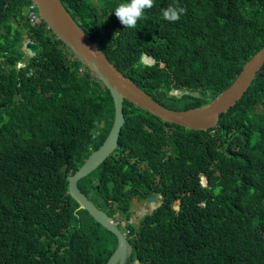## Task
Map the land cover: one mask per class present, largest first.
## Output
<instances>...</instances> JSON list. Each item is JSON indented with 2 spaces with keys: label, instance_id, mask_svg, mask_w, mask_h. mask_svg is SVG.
<instances>
[{
  "label": "trees",
  "instance_id": "16d2710c",
  "mask_svg": "<svg viewBox=\"0 0 264 264\" xmlns=\"http://www.w3.org/2000/svg\"><path fill=\"white\" fill-rule=\"evenodd\" d=\"M62 1L119 70L172 109L213 100L264 47V0H154L131 29L112 12L127 0ZM21 4L5 0L0 19V264H107L118 239L79 209L69 176L107 138L114 99L46 23L26 25L40 48L19 67L22 38L9 21ZM169 5L184 9L178 21L161 15ZM142 54L154 63H140ZM125 114L118 148L79 186L127 218L134 198L162 194L129 224L133 258L264 264V66L208 131L128 100Z\"/></svg>",
  "mask_w": 264,
  "mask_h": 264
},
{
  "label": "water",
  "instance_id": "95a60500",
  "mask_svg": "<svg viewBox=\"0 0 264 264\" xmlns=\"http://www.w3.org/2000/svg\"><path fill=\"white\" fill-rule=\"evenodd\" d=\"M36 3L43 20L54 31L76 57L89 69L95 77L101 80L102 87L109 89L115 103V118L113 126L104 143L94 150L78 170L69 176V193L80 206L86 210L104 228L111 231L118 238V247L107 264H126L131 257L133 245L128 236L117 222L101 207H99L79 186V181L99 168L118 148L122 129L126 123L125 101L128 100L162 120L184 126L188 129L208 131L215 128L223 113H227L243 97L257 74L264 66V47L251 57L243 67L235 81L210 102L189 108L172 109L157 101L151 94L141 88L130 77L126 76L108 58L98 44H95L82 28L81 21H77L67 9V3L62 0H31ZM97 3L99 0H95ZM102 10L100 9V12ZM104 16L101 15L102 22ZM105 31L106 27L102 26ZM30 50V51H29ZM39 44L27 41L24 52L35 55ZM23 65V64H21ZM179 97L192 95L201 97L200 91L176 89ZM106 120H102L101 127H105ZM150 196L149 201L154 202ZM99 201L104 202L100 196ZM179 203V202H178ZM176 209L179 208L177 204ZM117 219L119 216L116 217ZM138 262V261H137Z\"/></svg>",
  "mask_w": 264,
  "mask_h": 264
},
{
  "label": "clouds",
  "instance_id": "9594fccd",
  "mask_svg": "<svg viewBox=\"0 0 264 264\" xmlns=\"http://www.w3.org/2000/svg\"><path fill=\"white\" fill-rule=\"evenodd\" d=\"M31 1V0H30ZM64 3V2H63ZM31 4H35L36 7H37V10L39 12V9H38V6L36 3L34 2H30V4L28 5L27 7V14H28V17H29V12H30V6ZM154 6V0H127V2H123V3H120L118 5H116L113 9L112 12L115 13V16L117 17V19L119 20V22L125 27V28H128V29H131V28H135L136 25H137V22L138 20L143 16L144 14V10L145 9H151L152 7ZM184 12V9L181 8V7H178V6H174V5H169L168 7L166 8H163L161 9V15L163 16V18L169 22H175V21H178L180 19V16L181 14H183ZM40 14V13H39ZM41 16V14H40ZM42 18V16H41ZM31 22V21H30ZM32 23V22H31ZM43 23H46L43 18H42V22L40 25H42ZM33 24V23H32ZM47 24V23H46ZM40 25H31L32 27L34 26H40ZM48 25V24H47ZM48 28H50L48 26ZM34 41L36 42L35 40L33 39H29L27 41ZM27 41H22V45H21V50L24 52V47L26 46V42ZM38 43V42H36ZM39 44V43H38ZM23 46V48H22ZM39 48H40V45H39ZM30 51V50H29ZM25 53V57L27 58L28 57V60L30 58V55L27 54V52H24ZM38 53V52H37ZM36 53V54H37ZM35 54V55H36ZM27 60V59H26ZM140 63H143V64H146L147 66H151L152 63H154V61H152V59L150 57H145L143 54L141 55L140 57V60H139ZM23 64V65H21ZM25 63L24 62H20L19 63V67H22L24 66ZM93 152V151H92ZM96 182V181H95ZM206 182V181H204ZM83 191V190H82ZM84 192V191H83ZM85 193V192H84ZM87 194V193H86ZM88 195V194H87ZM91 199L92 197L90 195H88ZM151 196H154L155 197V200L154 202H150L149 201V198L148 199H145V200H141V199H138V198H134L132 200V205H133V201L134 200H138V201H148L149 204L153 203V204H156V208L154 210H156L162 203V194H158V195H151ZM100 197V196H99ZM102 197V196H101ZM150 197V196H149ZM103 198V197H102ZM104 199V198H103ZM99 207H101L105 212H107L116 222L117 224L119 225L120 228H122L123 232L128 236L129 240H130V229H129V224H135L134 222H132V216H130L129 218L127 217H124L122 215V212L120 210L116 211V213L114 214H110L108 210L104 209L101 205H99L94 199H92ZM104 202H105V199H104ZM103 202V203H104ZM101 203V202H100ZM178 203H176L175 205H177ZM80 207V206H79ZM132 208V207H131ZM80 209V208H79ZM152 210V212L154 211ZM152 212L150 213H147V214H151ZM147 214L143 215L146 216ZM119 216V218L117 219L116 217ZM142 217V218H143ZM122 220H124L122 222ZM137 225V224H135ZM106 229V228H105ZM115 235V234H114ZM116 236V235H115ZM118 239V238H117ZM130 242L132 243V241L130 240ZM133 245V243H132ZM118 247V245H117ZM116 247V249H117ZM115 249V250H116ZM114 250V252H115ZM114 252L112 253V255L114 254ZM111 255V256H112ZM133 249H132V253H131V257L127 260L126 264H142V261L141 259L139 258H133ZM110 259V258H109ZM109 261V260H108ZM136 261V262H135ZM138 261V262H137Z\"/></svg>",
  "mask_w": 264,
  "mask_h": 264
},
{
  "label": "flooded vegetation",
  "instance_id": "af4514ba",
  "mask_svg": "<svg viewBox=\"0 0 264 264\" xmlns=\"http://www.w3.org/2000/svg\"><path fill=\"white\" fill-rule=\"evenodd\" d=\"M19 1L22 2V4L18 7L17 13L14 14V16L10 19L9 25H13L16 28L15 32L17 35L21 36L22 41H24V40L27 41L29 39H32V37H31L32 29L26 27V25H33V24L30 22V19H29L28 14H27V7L29 4L28 5H26V4H27L28 0H19ZM2 7L4 9L6 8L5 0H0V19L4 20L5 14H1ZM3 12H5V10ZM20 30L22 31L21 34H20ZM22 48H23V46H22ZM33 56H35V55H32L30 57H33ZM26 59L28 60V57ZM27 60H25L26 61L25 64H27L29 62V60L28 61Z\"/></svg>",
  "mask_w": 264,
  "mask_h": 264
},
{
  "label": "rangeland",
  "instance_id": "374dc122",
  "mask_svg": "<svg viewBox=\"0 0 264 264\" xmlns=\"http://www.w3.org/2000/svg\"><path fill=\"white\" fill-rule=\"evenodd\" d=\"M13 16H14V13L12 14V17ZM24 63H26V61ZM155 206H156V204H153V203L149 204L147 200L146 201L134 200L132 208H131L132 222L139 225L140 220L142 219L143 215L152 212V210H154L156 208ZM106 210H108V209L106 208ZM123 221L124 220H122V222Z\"/></svg>",
  "mask_w": 264,
  "mask_h": 264
},
{
  "label": "built area",
  "instance_id": "2783aa9c",
  "mask_svg": "<svg viewBox=\"0 0 264 264\" xmlns=\"http://www.w3.org/2000/svg\"><path fill=\"white\" fill-rule=\"evenodd\" d=\"M30 12H29V19L34 25H40L42 22V18L37 10V7L35 4H31L30 6Z\"/></svg>",
  "mask_w": 264,
  "mask_h": 264
}]
</instances>
